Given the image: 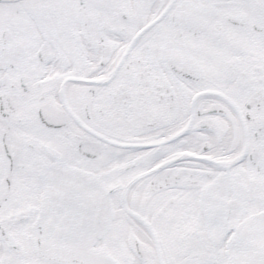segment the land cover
Returning <instances> with one entry per match:
<instances>
[{
  "label": "snow or ice",
  "instance_id": "1",
  "mask_svg": "<svg viewBox=\"0 0 264 264\" xmlns=\"http://www.w3.org/2000/svg\"><path fill=\"white\" fill-rule=\"evenodd\" d=\"M0 264H264V0H0Z\"/></svg>",
  "mask_w": 264,
  "mask_h": 264
}]
</instances>
